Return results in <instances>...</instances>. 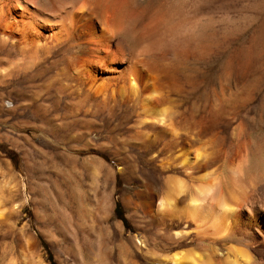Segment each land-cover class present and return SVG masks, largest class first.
I'll return each instance as SVG.
<instances>
[{"label": "bare ground", "instance_id": "1", "mask_svg": "<svg viewBox=\"0 0 264 264\" xmlns=\"http://www.w3.org/2000/svg\"><path fill=\"white\" fill-rule=\"evenodd\" d=\"M188 4L0 0L10 118L34 132H24V146L48 133L68 147L76 165L91 150L118 157L119 165L135 153L131 167L142 177L125 179L139 185L140 211L157 230L134 238L135 264H264V142L239 121L250 103V93L237 90L243 68L236 70L233 60L231 73L208 95L189 70L204 55L206 39L203 22L191 17L198 4ZM98 131L122 153L93 147L89 137ZM82 165L95 176L111 173L97 158ZM185 191L197 195L177 200ZM1 200L0 220L19 211ZM16 234L18 257L29 261L35 236L24 228ZM14 257L6 263L16 264Z\"/></svg>", "mask_w": 264, "mask_h": 264}, {"label": "rangeland", "instance_id": "2", "mask_svg": "<svg viewBox=\"0 0 264 264\" xmlns=\"http://www.w3.org/2000/svg\"><path fill=\"white\" fill-rule=\"evenodd\" d=\"M194 4L199 6L191 9V17L203 22L206 49L202 57L191 60V75L204 82L211 96L226 73H231V62L237 61L240 68L236 66V70L243 68L238 70L240 74L248 75L244 80L239 76L238 93H250V98L245 95L250 103L241 111L239 121L254 141L264 142V0H189L190 7ZM239 59L245 60L243 64ZM21 127L22 120L10 118L9 61L0 65V145L10 151L13 160L0 149V200L8 209L13 203L20 209L0 220V264L14 256L16 264H35L30 258L31 253L35 258V252L45 264L137 263L134 238L151 237L157 230L148 226L140 211L139 185L125 179L142 177L131 167L135 153L119 165L118 155L113 161L106 153L91 150L82 153L76 165L68 147L48 133H36L31 139L33 146H24L21 137L34 132ZM89 138L93 147L117 148L122 153L105 131ZM84 158H97L111 173L93 175L83 167ZM117 203L119 216L115 213ZM21 228L36 239L29 261L17 254L16 233Z\"/></svg>", "mask_w": 264, "mask_h": 264}, {"label": "trees", "instance_id": "3", "mask_svg": "<svg viewBox=\"0 0 264 264\" xmlns=\"http://www.w3.org/2000/svg\"><path fill=\"white\" fill-rule=\"evenodd\" d=\"M0 149L4 150L3 147H2L1 145H0ZM4 151H5V150H4ZM5 152H6L7 156L13 160V155H12V156L10 155V151H5ZM10 156H11V157H10ZM115 213H116L117 216H119L118 214H120V205H119L118 203H117V205H116ZM121 219H122L124 225L127 226L126 220L123 219V217H121Z\"/></svg>", "mask_w": 264, "mask_h": 264}, {"label": "clouds", "instance_id": "4", "mask_svg": "<svg viewBox=\"0 0 264 264\" xmlns=\"http://www.w3.org/2000/svg\"><path fill=\"white\" fill-rule=\"evenodd\" d=\"M197 195L196 192H189V191H185V192H177L176 193V199L179 200L181 198H185V197H190V196H195ZM159 203V202H158Z\"/></svg>", "mask_w": 264, "mask_h": 264}, {"label": "snow or ice", "instance_id": "5", "mask_svg": "<svg viewBox=\"0 0 264 264\" xmlns=\"http://www.w3.org/2000/svg\"><path fill=\"white\" fill-rule=\"evenodd\" d=\"M178 187H180V188H181V190H182V186H179V185H178ZM162 203H163V202H162Z\"/></svg>", "mask_w": 264, "mask_h": 264}]
</instances>
